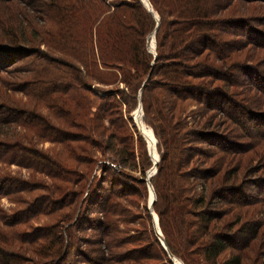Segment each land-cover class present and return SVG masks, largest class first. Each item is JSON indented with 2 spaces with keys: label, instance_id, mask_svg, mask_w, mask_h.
Instances as JSON below:
<instances>
[{
  "label": "rangeland",
  "instance_id": "obj_1",
  "mask_svg": "<svg viewBox=\"0 0 264 264\" xmlns=\"http://www.w3.org/2000/svg\"><path fill=\"white\" fill-rule=\"evenodd\" d=\"M19 1L0 0V43L12 46L4 23L15 31L6 6L10 16L33 14L38 31L26 35L31 46L0 52V264H206L199 254L215 234L228 245L218 262L236 253L242 264H264V0H208L211 40L204 49L187 32L179 61L156 59L150 31V67L134 93L37 43V32L62 36L55 9ZM167 17L164 27L182 22ZM83 91L110 103V115L80 113L71 97ZM137 111L155 138V163ZM116 149L134 167L113 161ZM168 169L173 187L159 190L157 214L152 178ZM205 209L213 218L201 236L194 215Z\"/></svg>",
  "mask_w": 264,
  "mask_h": 264
},
{
  "label": "trees",
  "instance_id": "obj_2",
  "mask_svg": "<svg viewBox=\"0 0 264 264\" xmlns=\"http://www.w3.org/2000/svg\"><path fill=\"white\" fill-rule=\"evenodd\" d=\"M51 2L53 9H55L53 17L57 24L62 27L63 34L60 38L57 36L52 37L51 42L49 39L46 40V37L39 36L37 32L35 37H38L37 43L42 42L44 38L45 44L49 42L50 44L56 45L63 53L76 56L75 58L78 59L79 65L90 79L105 85L122 82L133 93L139 88L142 77L150 67V53L145 48V36L150 31H154L157 23V20L147 11L143 3L148 7L149 3L151 9L158 16V26L155 29L154 36L157 50L156 59L161 57L166 60L164 62L182 60L179 59L182 56L181 50L183 49L185 51V46L189 44H187L185 38L187 32L193 31L192 33L197 34L195 38L199 40L198 43L204 49L207 48L205 41L211 40L212 37L209 32H212L214 22L211 19L212 23L205 20L209 12V6H207L208 0H148V2L142 0L143 3L140 0H51ZM25 5L32 11L33 9L36 10L31 2H26ZM3 8L4 20L7 22L10 20L11 22V19L15 17V31L11 28L12 26L8 27L4 23V26L1 28L4 30L3 38H7L6 40L12 46H6V44L0 43V52L13 51V49L19 52L21 50L20 43L26 47L31 46L34 41L26 35L30 32V28H32V32L35 30L38 31V28L34 24V15L31 13L29 15H22L23 12L18 8L13 16H10L8 6ZM173 16L179 18L178 20L182 19V22L179 21L178 23H174V25L172 23L164 27L165 17L172 18ZM10 22L9 24H13ZM152 47L153 41L151 36L149 48L152 49ZM68 67L75 72L78 70L73 66ZM166 78L168 80H175L170 76ZM73 80L80 83L82 79L79 76L77 79L73 77ZM69 84L72 85V83ZM83 92L80 94L77 93L75 97H71V102H73L75 107H78L80 113L88 116L91 115L92 118H95L94 114L96 112L93 113L91 111V108L94 107L98 111L97 116L99 118L110 115L112 108L110 103L104 100L100 102L96 96L90 95V93L85 91ZM135 122L140 133L147 141L151 161L155 163L158 157L155 151V138L152 132L143 126L139 111L135 113ZM116 150L117 152H114V155L117 160L113 161H116L119 166L123 164L131 168L134 167L133 162H130L129 157L126 156L127 152L125 149ZM148 173V175H151L153 172L149 171ZM164 175L165 172H160V176L157 173L152 178V184H154L157 197L154 202V207L158 211H155L157 214H159L160 208L157 205L160 203V199H162L159 190H163L167 186H170V188L173 187V180L170 179V176H172L171 170L168 169L166 175ZM157 176L159 180H155ZM152 198L153 193H151L149 201ZM165 199H167L166 196H164ZM203 201L204 199H202ZM197 214L195 213L194 215L197 218V223L193 224L195 225L196 232L204 236L207 233L209 222L213 217L210 213L208 214L206 209ZM154 216L153 214V220ZM190 224L188 223L187 226ZM163 236L168 251L171 254H175V244L173 245L165 233ZM226 246L228 245L225 243V239H221L220 235L215 234L212 240L206 241L203 244V248L199 254L200 261L202 260L206 264H242L241 256L236 253L228 255L218 262ZM60 248L62 247L60 246ZM58 250L53 251L52 254L57 255ZM161 250H163L161 251L163 256L164 253L168 256L167 251L163 247ZM168 259L170 260L169 257ZM174 263L180 264L176 259H174ZM48 264H52V261Z\"/></svg>",
  "mask_w": 264,
  "mask_h": 264
},
{
  "label": "water",
  "instance_id": "obj_3",
  "mask_svg": "<svg viewBox=\"0 0 264 264\" xmlns=\"http://www.w3.org/2000/svg\"><path fill=\"white\" fill-rule=\"evenodd\" d=\"M140 1H141V0H140ZM146 1H147V0H146ZM141 2H142V1H141ZM142 3H143V2H142ZM143 5L146 7V9H147L148 12H150V13L152 12L151 7H150V8H147V5L144 4V3H143ZM156 25H157V23H156ZM154 31H155V29H154ZM154 31H153V33H154ZM153 33H152V34H153ZM153 200H154V198L150 201V204H152V201H153ZM163 248L165 249V247H163ZM165 250H166V249H165ZM170 258H171V260H173V257H172V256H170Z\"/></svg>",
  "mask_w": 264,
  "mask_h": 264
},
{
  "label": "bare ground",
  "instance_id": "obj_4",
  "mask_svg": "<svg viewBox=\"0 0 264 264\" xmlns=\"http://www.w3.org/2000/svg\"><path fill=\"white\" fill-rule=\"evenodd\" d=\"M142 1V0H141ZM148 2V1H147ZM149 7L147 6V8H150V4L148 3ZM153 199V198H152ZM154 221V220H153ZM156 222V221H155ZM175 259V258H174Z\"/></svg>",
  "mask_w": 264,
  "mask_h": 264
}]
</instances>
